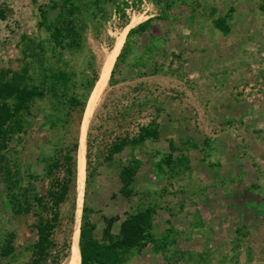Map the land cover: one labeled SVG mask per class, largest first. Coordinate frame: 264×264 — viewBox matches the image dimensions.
<instances>
[{
	"label": "rangeland",
	"instance_id": "rangeland-1",
	"mask_svg": "<svg viewBox=\"0 0 264 264\" xmlns=\"http://www.w3.org/2000/svg\"><path fill=\"white\" fill-rule=\"evenodd\" d=\"M51 4L0 0V73L26 70L25 82L45 90L4 147L11 172L39 195L78 117L67 115L44 76L66 71L69 93L83 99L86 80L98 75L56 241L69 232L72 244L76 232V255L86 205L95 238L109 245L108 224L123 264H264V0H83L79 50L53 49L39 25L41 10L50 22L57 16ZM218 16H228V34L213 25ZM146 21L143 33L127 38ZM143 127L157 128L158 138L108 157L114 142L137 138ZM6 186L0 173V241L14 231L22 263L36 238L35 216L13 214ZM141 212L149 214L151 239L123 246L120 224Z\"/></svg>",
	"mask_w": 264,
	"mask_h": 264
},
{
	"label": "trees",
	"instance_id": "trees-1",
	"mask_svg": "<svg viewBox=\"0 0 264 264\" xmlns=\"http://www.w3.org/2000/svg\"><path fill=\"white\" fill-rule=\"evenodd\" d=\"M51 1V7L59 12L55 19L50 22L46 11H40L43 26L48 33L54 50H79L82 48V38L79 21L82 18L83 0H57ZM115 2L116 0H108ZM228 16H218L213 19V25L221 33L228 34ZM149 21L143 22L128 31L127 38L144 32ZM128 42L125 43V46ZM124 49H122V53ZM122 53L118 57L121 58ZM111 75V78L113 76ZM26 70L22 72L5 70L0 73V173L6 177V195L13 214L26 216L32 213L35 216L33 229L35 240L25 247L29 253L28 259L17 263V246L14 244L16 233L9 231L0 241V264H63L70 254L71 241L69 232L60 244L55 239L57 228L62 226L64 218L63 206L71 199L73 185H76L77 152H78V127L81 124L89 93L98 79V75L86 80V95L80 99L76 94L69 93L72 85V76L61 69H50L45 74L54 88V93L61 103L67 107V115L78 111L76 135L71 144L61 148L48 163L47 176L54 174L49 186L43 195L36 194L33 184L22 186L20 179L9 169L8 160L4 153V147L13 135L22 131L25 115L29 113L31 104L43 99L45 90L38 85H30L25 82ZM66 121L63 119L62 122ZM76 121V122H75ZM71 126L69 121H66ZM158 138L157 128H141L137 138H123L114 142L108 152V157L119 154L127 146H135L143 143L146 139ZM169 162V161H168ZM58 173V174H57ZM128 173H133L129 170ZM126 185V184H125ZM127 186H125V190ZM124 190V188L122 189ZM82 220L79 230L78 245L76 250L75 264H123L113 237L109 232V225L104 229L109 245L100 244L94 236V226L86 219L88 209L84 205ZM109 224L111 221L108 222ZM151 220L149 214L141 212L128 216L120 224V233L123 235V246H140L148 239ZM72 235V233H71ZM70 235V237H71ZM115 247V248H114Z\"/></svg>",
	"mask_w": 264,
	"mask_h": 264
},
{
	"label": "bare ground",
	"instance_id": "bare-ground-1",
	"mask_svg": "<svg viewBox=\"0 0 264 264\" xmlns=\"http://www.w3.org/2000/svg\"><path fill=\"white\" fill-rule=\"evenodd\" d=\"M111 67V66H110ZM108 71L106 70V74L104 75L103 79H106L108 76ZM103 81V80H102ZM107 81V80H106ZM102 83V82H101ZM100 83V85H101ZM82 146V145H81ZM81 149V148H80ZM79 150V149H78ZM80 151H79V162H80ZM79 169V176H78V185H77V192H78V198H77V206H76V217L79 216L80 214V208H81V196H82V178H81V170L80 167ZM78 175V174H77ZM73 242L71 244V249H70V256H69V260L67 259L66 264H75V256H74V251H75V243L77 240V235L76 232L73 235Z\"/></svg>",
	"mask_w": 264,
	"mask_h": 264
},
{
	"label": "water",
	"instance_id": "water-1",
	"mask_svg": "<svg viewBox=\"0 0 264 264\" xmlns=\"http://www.w3.org/2000/svg\"><path fill=\"white\" fill-rule=\"evenodd\" d=\"M70 249H71V247H70ZM69 256H70V254H69ZM68 258H69V257H68ZM68 258H67V259H68ZM68 260H69V259H68Z\"/></svg>",
	"mask_w": 264,
	"mask_h": 264
}]
</instances>
